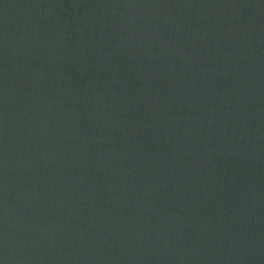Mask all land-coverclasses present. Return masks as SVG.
<instances>
[{
  "label": "water",
  "instance_id": "obj_1",
  "mask_svg": "<svg viewBox=\"0 0 264 264\" xmlns=\"http://www.w3.org/2000/svg\"><path fill=\"white\" fill-rule=\"evenodd\" d=\"M0 264H264V0H0Z\"/></svg>",
  "mask_w": 264,
  "mask_h": 264
}]
</instances>
